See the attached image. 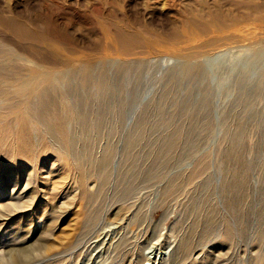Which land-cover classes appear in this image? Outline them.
<instances>
[{
  "label": "rangeland",
  "instance_id": "374dc122",
  "mask_svg": "<svg viewBox=\"0 0 264 264\" xmlns=\"http://www.w3.org/2000/svg\"><path fill=\"white\" fill-rule=\"evenodd\" d=\"M14 188L0 264H264V0H0Z\"/></svg>",
  "mask_w": 264,
  "mask_h": 264
},
{
  "label": "bare ground",
  "instance_id": "6f19581e",
  "mask_svg": "<svg viewBox=\"0 0 264 264\" xmlns=\"http://www.w3.org/2000/svg\"><path fill=\"white\" fill-rule=\"evenodd\" d=\"M241 35V34H240ZM243 36V35H242ZM240 37V36H239ZM244 37V36H243ZM12 70V69H10ZM13 71V70H12ZM11 72V71H10ZM80 76L84 77L86 72L80 71ZM82 73V74H81ZM14 76H16L14 74ZM21 76V75H20ZM17 78V77H16ZM2 79V78H1ZM16 80V79H15ZM3 82V81H2ZM3 84V83H2ZM64 115V114H63ZM68 122V121H67ZM65 139V138H64ZM15 193V188L12 190V192L9 194L8 198L3 197V190L0 189V201L2 203L3 207L10 206L15 204V198L13 197ZM1 211V210H0ZM150 252V251H149ZM153 252V251H152Z\"/></svg>",
  "mask_w": 264,
  "mask_h": 264
}]
</instances>
